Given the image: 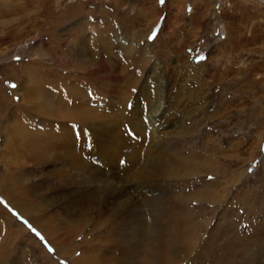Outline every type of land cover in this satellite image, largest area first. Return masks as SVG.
Here are the masks:
<instances>
[{
  "label": "rangeland",
  "instance_id": "374dc122",
  "mask_svg": "<svg viewBox=\"0 0 264 264\" xmlns=\"http://www.w3.org/2000/svg\"><path fill=\"white\" fill-rule=\"evenodd\" d=\"M82 97L89 101L67 100ZM80 108L95 116L91 127H103L107 119L95 113L109 111L113 117L124 110L122 125H112L109 117L107 125L125 150L143 154L148 143L164 141L180 157L191 155L188 163L212 158L219 166L216 175L198 173L187 161L172 163L180 175L156 180L157 159L150 154L152 166L138 196L157 183L166 191L170 184L192 193L217 176L229 194L214 213L205 208L199 220L222 223L229 217L246 235L254 225L263 226L264 0H0V189L7 190L0 192V264L60 260L57 244L35 220L46 228L57 222L54 232L60 235L59 229L86 219L75 244L112 232L107 223L94 229L96 213L72 202L74 186L55 176L60 160L23 154V144H41L34 134L55 138L59 146L69 132L83 146V136L93 130L78 118ZM136 121L143 124L142 134ZM246 191L250 205L242 196ZM19 203L33 215L23 213ZM201 243L180 264H217L206 257L197 261ZM60 264L73 263L64 256ZM255 264H264V258Z\"/></svg>",
  "mask_w": 264,
  "mask_h": 264
},
{
  "label": "bare ground",
  "instance_id": "6f19581e",
  "mask_svg": "<svg viewBox=\"0 0 264 264\" xmlns=\"http://www.w3.org/2000/svg\"><path fill=\"white\" fill-rule=\"evenodd\" d=\"M72 99L77 101V99L86 98L67 100ZM157 101L156 113L161 107L162 97H159ZM80 110L78 118H81L82 123L89 124L93 130L91 134L83 136V146L78 147L79 137L77 139L76 134L72 135L69 132L61 136L59 146L53 143L55 138L53 141L47 140V137L36 134L34 136H38L41 144L37 140H32L28 145L23 144V154L26 157L35 160L46 159L47 162L54 159L60 160L63 166L55 170V176L61 181H70L74 186L75 190L69 195L80 211L87 209L96 213L94 229L102 228V224L106 223L112 227V232L106 236L75 244L76 233H79L81 229L85 230L86 219L74 220L67 230L59 229L60 235L54 232V227H58L57 222L46 228L43 223L42 225L32 220L42 227L53 243L57 244L56 250L59 251L60 260L64 256H69L73 264H180L183 258L190 255L192 247L198 241L202 243L200 255L197 254L196 257L197 261H202L206 257L216 259L217 264H255L257 259L264 258V223L263 226L254 225L253 232L246 235L241 233L239 225L236 222L233 223V219L229 217H225L222 223H215L213 217L199 220L198 217L206 213L205 208L208 212L214 213L217 210L215 205L225 200L229 194L228 185L216 180L217 176L213 182H203L202 186L192 193L189 191L185 193L183 189H173L169 186L170 184H167L166 191L157 183L149 193H143L142 197L138 196L140 193L138 194L137 190H144L143 184L145 178L147 180L149 176V165L152 166L150 154H155L154 157L157 159L154 164L156 170L152 173L156 180L177 177L180 175L178 166L172 163L181 165L186 161L198 173L204 170L208 174L214 171L213 174L219 175V166L212 158L188 163L191 155L184 154L180 157L177 152L175 153L177 148L164 147V141L156 145L148 143L143 154L135 149H128L131 152L129 153L120 140L117 142L118 133V135L116 133L109 135L111 131L107 125L108 117L112 125H122L125 121L124 110L113 112V117L107 115L109 111H106V114L95 113L99 118L107 117L103 127L92 125L95 128L91 127V124L96 121L95 116L92 114L88 117L89 111L86 114L84 109L80 108ZM155 112L152 114L153 118L150 117L151 121H154L156 117ZM69 113V118L73 119L71 111ZM69 113L66 112L64 115L68 117ZM128 120L131 121V118ZM134 127L142 134L144 128L140 121H136ZM170 151L174 153L170 154ZM94 155L95 158L101 157L99 164L95 163ZM116 156L119 159H115ZM169 156L184 160L176 162ZM207 167L209 168L206 170ZM5 190L6 188L2 186L0 192L4 194ZM246 192L242 196L250 205L253 198L249 199V192ZM7 197L13 202L9 193ZM191 200L204 205L190 206ZM208 203L214 208L207 207ZM13 204L15 205L14 202ZM32 205L31 208H33ZM17 207L30 217L34 213V210L22 204ZM252 214L254 215V212ZM213 223H215L214 226ZM205 229L208 234L203 238L201 235ZM79 250H81L80 254L75 256L74 254ZM53 257L48 256L45 260L46 264H60V260H55Z\"/></svg>",
  "mask_w": 264,
  "mask_h": 264
},
{
  "label": "snow or ice",
  "instance_id": "6c2138e0",
  "mask_svg": "<svg viewBox=\"0 0 264 264\" xmlns=\"http://www.w3.org/2000/svg\"><path fill=\"white\" fill-rule=\"evenodd\" d=\"M160 3L161 4H164L165 3V0H160ZM154 35H155V33H154ZM200 59L203 60L205 58L204 57H201ZM13 87H15V85H13ZM249 171H251V169H249ZM33 231H35V230L33 229ZM49 251H51V249H49Z\"/></svg>",
  "mask_w": 264,
  "mask_h": 264
}]
</instances>
